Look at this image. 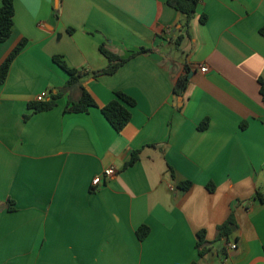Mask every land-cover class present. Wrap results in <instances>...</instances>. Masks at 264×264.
I'll list each match as a JSON object with an SVG mask.
<instances>
[{
  "label": "crops",
  "instance_id": "1",
  "mask_svg": "<svg viewBox=\"0 0 264 264\" xmlns=\"http://www.w3.org/2000/svg\"><path fill=\"white\" fill-rule=\"evenodd\" d=\"M166 1L14 0L0 65L27 42L0 84V264H264V0H200L188 29ZM101 46L150 51L94 78ZM54 56L84 75L35 113L28 103L68 79ZM81 88L96 107L65 112ZM118 91L135 101L121 132L100 111ZM230 214L234 230L216 240Z\"/></svg>",
  "mask_w": 264,
  "mask_h": 264
},
{
  "label": "trees",
  "instance_id": "2",
  "mask_svg": "<svg viewBox=\"0 0 264 264\" xmlns=\"http://www.w3.org/2000/svg\"><path fill=\"white\" fill-rule=\"evenodd\" d=\"M200 3V0H167L166 4L180 14L184 16V27L189 28L190 21L192 20L196 9ZM13 16H14V0H2V4L0 7V43L5 42L11 35L12 26H13ZM201 23H205L206 16L203 14L199 18ZM260 33L264 36V27L260 30ZM26 39H22L14 49L9 53L6 59L0 65V84H3L7 78L10 66L16 56L22 51V49L26 45ZM150 49L140 48L137 51L131 53L128 57L122 58L105 47H100V52L107 59L108 64L105 68L92 72V77L96 78L100 75H112L114 74L118 68L124 65L128 60L134 58L135 56L149 52ZM54 63L66 72L68 79L63 88L59 89L56 94H51L48 99L43 101H33L28 103V107L33 110V112H45L49 111L56 105V100L61 97L67 90L71 87L77 85L80 79L83 77V70L75 69L69 67L65 61L61 59L60 56L53 57ZM187 74L180 76L177 78L173 92L176 96H182L188 83H189V71L186 69ZM259 92L262 97V101L264 103V80L259 79ZM135 106V101L128 95L123 92H115L114 99L109 101L106 105L100 108V111L106 121L110 124V126L116 131L121 132L123 128L127 125V123L131 119V111L130 108ZM91 107H96V103L92 96L88 93V91L84 88H81L80 96L77 100H68L67 105L65 107V112L72 113H83L87 112ZM207 120L202 121L198 125L199 130H203L207 127ZM138 151L132 153L130 160L125 164V167H129L133 165L138 160ZM191 186V183L181 182L178 184V187L183 191H187ZM208 190L213 191V187L208 185ZM11 203V202H9ZM11 205V204H10ZM10 205H7V211H14V208ZM235 220L233 214H230L228 219L218 226L217 228V238L219 240L221 238H226L235 228ZM149 233L148 228L145 225H141L136 230L137 238L142 241ZM198 241L196 243V250L198 255L201 257L205 255L209 248L207 247L208 243L204 239V232L198 233ZM195 264V263H191Z\"/></svg>",
  "mask_w": 264,
  "mask_h": 264
},
{
  "label": "built area",
  "instance_id": "3",
  "mask_svg": "<svg viewBox=\"0 0 264 264\" xmlns=\"http://www.w3.org/2000/svg\"><path fill=\"white\" fill-rule=\"evenodd\" d=\"M201 72H206V66H200ZM45 98L44 94L38 95L35 99L36 101L40 102L43 101ZM116 174V170L113 167H109L103 170V172L97 176H95L91 181V190H95L98 188L105 180L113 177ZM232 249L236 248V245H231Z\"/></svg>",
  "mask_w": 264,
  "mask_h": 264
}]
</instances>
